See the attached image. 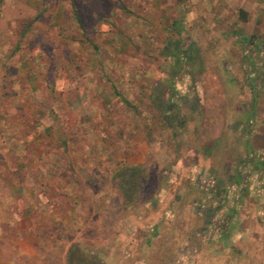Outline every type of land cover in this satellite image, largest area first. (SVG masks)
Here are the masks:
<instances>
[{
	"label": "rangeland",
	"instance_id": "obj_1",
	"mask_svg": "<svg viewBox=\"0 0 264 264\" xmlns=\"http://www.w3.org/2000/svg\"><path fill=\"white\" fill-rule=\"evenodd\" d=\"M255 156L264 0H0V264H264Z\"/></svg>",
	"mask_w": 264,
	"mask_h": 264
},
{
	"label": "trees",
	"instance_id": "obj_2",
	"mask_svg": "<svg viewBox=\"0 0 264 264\" xmlns=\"http://www.w3.org/2000/svg\"><path fill=\"white\" fill-rule=\"evenodd\" d=\"M241 14L245 16L246 12L241 10ZM168 55L172 56L174 58L177 66H181L183 62L184 63L192 62L191 54L189 52H181L179 50L178 44H177L175 50L173 52H169ZM179 100L181 103L179 102ZM189 102H190V100L185 96H181L179 99H174L173 97H171V95L168 98H166V99L163 98L159 101L158 104L162 106L163 113H164L163 115H164V118H165L169 127L176 126L175 122H176V119H178L177 116H178V113L180 112L179 109L182 108L181 105H186ZM194 108L196 109L197 107L194 106ZM179 123H180L182 129H184L185 128V121L180 120ZM253 158H256V159H253ZM253 158H252L253 159L252 161L255 160L256 165L261 160V157L255 156ZM263 165H264V163H263ZM118 177L121 181L120 191H121L122 195L124 196V198L127 202H133L135 193L140 191L141 182L139 179L144 178L142 175V168L135 167V168L125 169V170H123V172H121V174H119ZM129 177H131L132 180L130 181L129 184L126 183L124 185L123 182L126 180L129 181L130 180V179H128ZM135 177H136V180H133ZM137 178H138V180H137ZM236 178H237V180L239 179V181H238L239 183L244 180V177H242V175H238V176H236ZM72 254H73V252H72ZM101 261L102 260H100V259H91V262H89V264H101Z\"/></svg>",
	"mask_w": 264,
	"mask_h": 264
},
{
	"label": "crops",
	"instance_id": "obj_3",
	"mask_svg": "<svg viewBox=\"0 0 264 264\" xmlns=\"http://www.w3.org/2000/svg\"><path fill=\"white\" fill-rule=\"evenodd\" d=\"M200 157H202L203 159H205V158H209V156L208 155H205V154H203L202 156H200ZM253 160V159H252ZM262 161V160H261ZM264 163V162H263ZM250 167H251V169L252 170H249V173H248V179L246 178V177H244V176H242V177H244V180L242 181V182H238L239 181V179L237 180V178L235 179V183H236V185L237 186H243L242 188H246V190H244L245 192L247 191V186L249 185V181H250V179L252 178L251 176L254 174V175H256V174H259L260 175V177H263L264 176V165H263V167H261V162L259 161L258 163H257V165H256V162H255V160L254 161H251L250 162ZM245 179H247V182H246V180ZM235 185V184H234ZM232 188H233V185H232ZM193 190H195V189H191V193H193ZM237 198H238V202L240 201V205L242 204V206L244 205V202H243V200H242V198H241V196L238 194V196H237ZM237 210V209H236ZM235 210V211H236ZM255 211H256V207H255V209H254ZM251 212H253V211H251ZM260 215H264V210L260 213ZM152 227H154V226H152Z\"/></svg>",
	"mask_w": 264,
	"mask_h": 264
}]
</instances>
